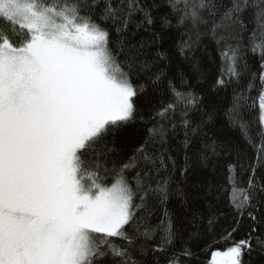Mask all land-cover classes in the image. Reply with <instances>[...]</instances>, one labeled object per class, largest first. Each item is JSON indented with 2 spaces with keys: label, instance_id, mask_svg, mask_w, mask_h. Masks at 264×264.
<instances>
[{
  "label": "snow or ice",
  "instance_id": "6c2138e0",
  "mask_svg": "<svg viewBox=\"0 0 264 264\" xmlns=\"http://www.w3.org/2000/svg\"><path fill=\"white\" fill-rule=\"evenodd\" d=\"M193 162L227 176L200 185L206 213L178 215L169 203L187 205ZM253 252L264 0H0V264H251Z\"/></svg>",
  "mask_w": 264,
  "mask_h": 264
},
{
  "label": "trees",
  "instance_id": "16d2710c",
  "mask_svg": "<svg viewBox=\"0 0 264 264\" xmlns=\"http://www.w3.org/2000/svg\"><path fill=\"white\" fill-rule=\"evenodd\" d=\"M209 55H212L211 48H209ZM204 65L205 67H208L207 57H204ZM192 79V82L195 83V80ZM202 91L207 92L206 86ZM205 103H209L212 99H214V94L207 93L204 97ZM217 134L221 136V138L231 137L233 139L239 137V132L235 129H230L224 125H221L217 129ZM242 139V138H241ZM180 163H183L182 155L180 156ZM220 164L223 165L224 161H220ZM227 176L226 168L220 167L216 172H213L211 167L204 168L202 165L193 162L192 168L190 170V174L187 177V186L185 188L187 197H188V203L187 205H183L182 202H178L175 199L170 201L169 208L171 210H174L178 215L183 213L184 215H187L189 212L192 211H201V212H207L206 202L201 198L202 192L204 191L203 188L200 187V185L203 183V181L208 180L212 182H216L217 180L223 181ZM190 218V217H189ZM251 260V264H264V256H261L260 254L253 252L251 257L249 258Z\"/></svg>",
  "mask_w": 264,
  "mask_h": 264
}]
</instances>
